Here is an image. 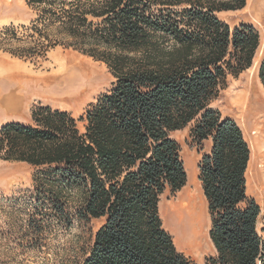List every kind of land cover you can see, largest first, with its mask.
I'll list each match as a JSON object with an SVG mask.
<instances>
[{"label":"trees","instance_id":"16d2710c","mask_svg":"<svg viewBox=\"0 0 264 264\" xmlns=\"http://www.w3.org/2000/svg\"><path fill=\"white\" fill-rule=\"evenodd\" d=\"M24 2L28 23L0 27V49L37 60L69 47L103 62L114 81L79 116L83 131L68 111L41 104L28 123L0 125V160L35 169L16 245L42 249L58 228L100 218L77 264H197L159 212L161 195L187 182L173 133L189 126L214 250L206 263L264 264V211L246 186L249 145L211 107L228 77L255 59L257 29L216 15L246 0ZM257 77L264 91V52ZM5 235L0 227V264H19L5 260Z\"/></svg>","mask_w":264,"mask_h":264},{"label":"rangeland","instance_id":"374dc122","mask_svg":"<svg viewBox=\"0 0 264 264\" xmlns=\"http://www.w3.org/2000/svg\"><path fill=\"white\" fill-rule=\"evenodd\" d=\"M216 15L228 23L231 28L240 24H251L259 33V46L252 67L236 77L229 76L225 88L211 103V107L219 110L223 118L233 119L239 125L245 140L250 145L249 142L253 137L252 132L255 130V126L251 124V119L258 117L264 123V92L259 86L257 77V65L264 52V0H246L241 9L219 11ZM30 17L31 13L24 0H0V27L9 24H26ZM58 61L66 62L69 68L67 72H64V75L54 80L55 74L59 70ZM14 63H18L22 68L19 70L10 67ZM74 78L78 79L76 81L77 86H79L76 88L78 93L71 99H65V89L67 88L62 87H66V84L73 85ZM113 81L114 78L103 62L69 47L55 46L47 52L45 57L37 60L19 58L0 49V100L6 94L15 91V87L18 85L24 96L20 100L21 108L15 112L16 114L7 115L3 105L2 107L0 105V125L11 121L28 123L31 108L36 104H41L68 111L77 120L78 129L83 131L84 122L79 120V116L84 113L89 104L110 88ZM230 87L233 91H247L250 95V112L247 117H237L226 109L223 97ZM12 99L13 96L3 98L1 101L5 103ZM15 104V101L14 103L11 102V106ZM173 137L180 144V156L187 172V182L180 190L174 193L166 191L161 195L159 211L161 218L162 216L165 218H162V221L170 234L172 228L178 230L179 236V232L182 233L181 230H184L186 239H191L194 226L193 219L198 214L190 215L187 210L182 211L181 224H184V228H182V225L178 224L180 220L177 213L166 207L170 201L179 199V194L184 195L181 199L187 201H189L190 195H195L201 201V224L205 222L210 224L206 201L198 179L197 163L200 153L189 136V126L175 131ZM206 149L207 143L205 141L203 142V151ZM34 171L35 169L25 162L0 160V227H5V234L8 235H5V260L15 256L16 260L20 262L19 264H77L90 245L93 234L101 224L102 219L74 220L71 226L58 228L52 232L48 237L47 246L42 249L23 251L21 247L16 245L15 238L18 236L17 231L21 225L20 218L24 216L23 212L27 208L26 204L33 188ZM188 172L191 175L189 181ZM252 192L247 193L254 198L259 204L261 212H263L264 202H261L259 197H256ZM258 219L259 225L261 215ZM182 244H184L183 241ZM175 246L197 264H207L206 258L214 254L211 243L206 251L197 254L184 250L181 244H175Z\"/></svg>","mask_w":264,"mask_h":264},{"label":"bare ground","instance_id":"6f19581e","mask_svg":"<svg viewBox=\"0 0 264 264\" xmlns=\"http://www.w3.org/2000/svg\"><path fill=\"white\" fill-rule=\"evenodd\" d=\"M19 66L20 65L18 63H14V65L10 67L20 70V68L22 67L21 66L19 67ZM58 66H59V70L55 74L54 80L58 79L61 75H64V72L65 71L67 72V69L69 68V66L66 65V62H62V61H58ZM51 72L53 73V71ZM25 74L26 73L24 72V75ZM73 80H74L72 83L73 85L66 84V87H62V88H67L65 89V97H64L65 99H71L72 97H74V95H77L78 93L76 90V88L79 87L77 86V82H76L78 79L76 80L74 78ZM42 85L45 86L44 84ZM259 86L261 90H263L261 84ZM11 96H13V99L11 101L9 100V101H6L5 103L1 101L3 98L5 99ZM23 97L24 96L21 92L20 86L18 85L15 87V91L13 90V92L8 93L4 97L1 98L0 105L1 107L3 105L4 111L8 113L7 115H10V114L13 115L16 111H18L21 108L20 100ZM12 101L13 103L14 101L16 102L14 106H11ZM223 101H224L226 109L231 111L233 114L237 115V117H247L248 116L250 112L249 110L250 95L247 93V91H233L232 87H230L228 89V92L224 94ZM259 119L258 117L251 119V124L255 126V130L252 132L253 137L251 141L249 142L250 159H249L247 169H246V186L248 189L247 192L253 191L252 193H254L256 197H259L261 202H264V123L262 122V120H259ZM188 176H189L188 177V181H189L191 178V175L189 174V172H188ZM183 196L184 195L179 194V199L170 201L167 204L166 208L177 213V216L179 217V220H180L178 224L182 225L181 226L182 228H184V224H181L182 218H183L182 213H181L182 211L187 210L188 214L190 215L198 214L193 219L194 226L192 229V238L186 239V234L184 230H181L183 231L182 233L179 232L180 236L177 234L178 230L176 231L174 230V228L172 229L170 228L171 229L170 231L173 236L174 243L176 245L181 244L184 250L197 254L202 251H206L207 247L211 243L209 236H208V230H209L210 224H208V222L201 224L200 222V220L202 219V207H201L200 199H197L195 195H190L189 201H187V200L181 199V197ZM162 218L165 219L163 216ZM182 241L184 242V244H182Z\"/></svg>","mask_w":264,"mask_h":264},{"label":"crops","instance_id":"0c3cea01","mask_svg":"<svg viewBox=\"0 0 264 264\" xmlns=\"http://www.w3.org/2000/svg\"><path fill=\"white\" fill-rule=\"evenodd\" d=\"M206 143H207V149H206V151L210 148V140H206Z\"/></svg>","mask_w":264,"mask_h":264},{"label":"water","instance_id":"95a60500","mask_svg":"<svg viewBox=\"0 0 264 264\" xmlns=\"http://www.w3.org/2000/svg\"><path fill=\"white\" fill-rule=\"evenodd\" d=\"M258 223H259V219H258Z\"/></svg>","mask_w":264,"mask_h":264}]
</instances>
